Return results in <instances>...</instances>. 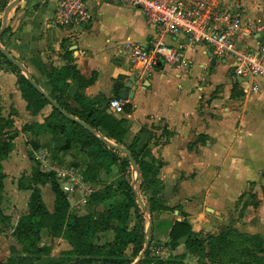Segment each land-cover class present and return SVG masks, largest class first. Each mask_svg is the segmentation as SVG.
<instances>
[{
    "label": "crops",
    "instance_id": "1",
    "mask_svg": "<svg viewBox=\"0 0 264 264\" xmlns=\"http://www.w3.org/2000/svg\"><path fill=\"white\" fill-rule=\"evenodd\" d=\"M238 1L245 21L254 29L264 30V0ZM57 3L21 0L13 8L16 13L8 15L1 37L4 49L28 69L44 91H52L54 85L73 109L78 108L81 97L123 122V147L133 146L141 159L160 165L157 179L161 191L157 199L162 207L157 211L168 223V239L171 227L181 221L202 236L233 230L264 238V78L235 77L228 62L209 46H190L183 35H166L164 41L178 54L177 63L170 65L161 60L150 76L139 79L119 50L126 43L147 45L155 40L154 29L139 9L101 2L93 6L92 22L76 29L54 25ZM262 35L255 30L244 41L256 47ZM182 61L188 62V69ZM16 83L14 73L0 70L1 106L16 110L20 122L16 119L15 129L30 123L43 124L52 112L45 114V106L34 116ZM124 91L128 101L124 113L111 114L110 100L120 98ZM22 128L8 156L20 153L25 165L27 159H32L27 176L37 165L40 171L54 172L62 188L66 184L72 187L75 182L69 176L58 177L60 171L92 187L84 178L88 158L78 146H68L64 151L77 157L75 163L43 169L40 157L29 153L32 146H38L34 152L45 154L44 149H51L63 137L43 134L32 139ZM61 149L58 144L57 151ZM41 190L47 208L54 212L51 186H42ZM19 192L27 198V214L31 192ZM67 195L70 204L73 197ZM255 216L258 221L253 220ZM177 252L183 255L186 248L173 254Z\"/></svg>",
    "mask_w": 264,
    "mask_h": 264
},
{
    "label": "trees",
    "instance_id": "2",
    "mask_svg": "<svg viewBox=\"0 0 264 264\" xmlns=\"http://www.w3.org/2000/svg\"><path fill=\"white\" fill-rule=\"evenodd\" d=\"M2 55V54H1ZM4 56V55H3ZM10 62V61H9ZM11 63V62H10ZM12 64V63H11ZM16 68V67H15ZM19 70L18 68H16ZM57 81L59 77L57 76ZM50 84H53L50 81ZM55 84V82H54ZM19 90L24 99L28 102V110L33 115H38L42 109L50 105L27 80L24 75L18 81ZM47 92L65 111L73 115L80 121L91 126L95 131L106 139L117 145L125 146L123 138L126 129L123 122L101 111L95 105L84 98L78 97V108L73 109L56 92L57 88ZM24 132H29L32 139L43 134H50L53 137L64 138V148L78 146L80 152L85 153L88 163L84 172L87 181H95L102 163L112 166L118 162V151L108 148L100 141L99 136L92 134L79 124L68 120L58 110L53 109L52 114L43 122L30 123L23 128ZM16 135L0 146V225L11 223V217L6 215L2 208L3 189L5 175L2 172V161L14 148ZM14 139V140H13ZM138 141L135 140L134 146ZM136 160L140 172L142 185L152 190V204L156 202L162 207L157 196L161 191V182L157 179L159 166L148 163L143 159H138L135 150L128 148ZM128 162V160H127ZM36 163V161H35ZM23 180L28 181V185H23ZM50 185L55 195L54 212H50L42 197V186ZM128 191L123 193V199L117 201L105 212L89 214L85 217L70 214V204L68 195L61 187L54 172L40 171L35 165L30 176L23 175L17 181V188L23 191H30L31 195L28 202V213L20 217L17 226L13 230V237L22 247V254L25 255L23 261L26 264H131L130 261L119 256L130 245H133L134 255L142 252L146 242L144 229V214L137 202L136 194L129 185ZM117 196L115 192L104 194L96 193L92 199L103 202ZM153 212L152 210L150 211ZM136 221L134 227L130 228L133 217ZM112 230L114 239L111 243L98 245L94 239L100 233ZM58 238L65 236L72 246V250L65 253L66 256L73 258L69 262L61 260L52 261L48 258L51 248L42 244V232ZM169 239L172 244L171 250L176 251L180 241L186 239V253L179 255L182 260L189 259L194 262L202 263L206 258H218L224 256L222 264H264L263 245L259 237L244 236L233 230L226 231L218 236H210L204 239L200 233L194 231L193 227L186 221L176 222L170 229ZM209 247V252H206ZM217 255H216V254ZM147 254V253H146ZM250 257L249 262L243 260ZM247 260V259H246ZM247 262V263H246ZM158 264H173L171 261L160 259ZM182 264V263H180Z\"/></svg>",
    "mask_w": 264,
    "mask_h": 264
},
{
    "label": "rangeland",
    "instance_id": "3",
    "mask_svg": "<svg viewBox=\"0 0 264 264\" xmlns=\"http://www.w3.org/2000/svg\"><path fill=\"white\" fill-rule=\"evenodd\" d=\"M15 1L16 0H0V31L3 25L5 11L7 7ZM14 9H12L9 12V14L10 13L12 15L15 14L16 11ZM7 23H8V18H7ZM1 44L2 47L4 48L3 45L4 43L2 38H1ZM1 54L2 53L0 52V70L14 73V75H16V80H17L16 86L18 88L19 86L18 81L20 80V76L24 75L26 77V75L21 70H17L15 66L11 64L3 56V54L2 55ZM2 104L3 102L0 100V146L4 143H7L11 139V137L15 135L17 137L19 129L22 128L19 125L17 129H15L16 119L18 122H20L18 120L19 117L18 114L16 113V110L13 109L12 107L9 109H5L3 106H1ZM53 109L55 108L52 105H47V112L45 114L51 113ZM98 135L101 136L100 134ZM60 139L61 140H58L56 144L54 143L51 149L50 148H47L46 150L44 149V151L46 152L45 154H41V151L34 152L37 151L38 146L37 145H35L34 147L32 146L33 150H30L29 153L32 154L36 153L37 154L36 157L38 156V159L40 157L39 161H42L43 169H52L54 166L65 167L69 164L76 162L77 157L72 152L71 153L64 152L67 150V148H64L65 141L64 138H60ZM58 144H60L62 147V149L60 150L61 153L57 151ZM135 152L136 154L138 153L137 154L138 159H141V157H139L140 156L139 150L138 151L135 150ZM117 155H118V162L116 164L112 166H107L106 164L102 163L103 167L102 169L99 170L97 179L93 182L90 181L92 185L91 188L88 189L86 187H82V188L78 187L73 189V192L71 193V196L73 198H71L70 209H69L70 214L77 215L79 217H85L88 216L89 214L96 215L97 213H101L103 211L105 212L106 210H109L111 206L114 205L117 201L124 198L123 193L128 191L126 185H129L133 190V192L136 193V195L141 198V200L143 201L146 207L145 209L141 208L144 214V229H145L146 239L148 238L147 229L149 226V222L150 220H152L153 222L152 232L150 236V247L149 250L147 251V254L141 260V262H139V264H158V261L160 259L165 261H171L173 264H180V263L196 264L192 262H187V259L182 260L181 258H178V256L180 255L178 252L177 254L176 253L173 254V252L175 251L171 250L172 244L168 239V223L163 222L164 218L163 219L160 218L162 214H159L158 213L159 211L157 210H159L161 207H159L156 202L152 204V200H153L152 190L142 185L141 173H140V178H138V174L129 163L127 156L122 152H119ZM24 160L25 159H23L21 157V154L19 153L15 157L7 156L2 161V172L5 175L2 208L5 214L11 217V223L9 224L6 222L5 224L0 225V264H26L23 261L25 255L22 254L21 252L22 247L17 244L12 234V231L14 230L15 225L17 224V220L20 219L19 217L22 216L25 213V211H27V202H26L27 198L23 194H21L19 192V189L17 188V181L22 179L23 175H27L28 173L30 174L31 172L30 160L32 159L30 160L27 159L26 165L24 164L25 162ZM79 164H82V161ZM81 169H83L82 165H81ZM23 185L24 186L28 185V181L23 180ZM108 191L115 192L117 196L113 199L106 200L103 202L94 201L92 199V197L96 193L104 194L107 193ZM84 200H86V203H84ZM251 206L253 207L255 206V204H252ZM151 210L153 211L152 213L150 212ZM132 217L133 220L130 223V228L134 227V225L136 224L133 215ZM254 219L257 221L259 220V218L256 216L253 218V220ZM238 221L240 222V220ZM42 236H43L42 244L44 246H48L51 248L50 256L48 258H45V260L48 261V259H50L52 261H57V262L61 260H66L69 262L70 260L73 259L70 256L65 255L67 251L73 249L69 241L66 240L65 236L54 238L48 235L46 232H43ZM210 236H212V234L208 233L202 237L204 239H208V237ZM257 237L261 238L260 242L262 243L263 245L262 247L264 249V238L260 236ZM113 239H114V233L112 230H109L105 233H100L99 235H97L96 238L94 239V243L98 245H105L111 243ZM181 247L185 248V241L179 244L176 251H179ZM206 252L208 253V255L212 256L209 252V247H206ZM140 254H138L137 256L134 255L133 245H130L119 256H121V258L130 261L131 264H135L140 259ZM261 256L264 257V253L261 254ZM244 259L245 261L249 262L248 260H250L251 258L248 256L243 258V260ZM223 260H224V256L218 258L209 257L204 259L202 264H210V263L222 264ZM198 264L201 263L198 262Z\"/></svg>",
    "mask_w": 264,
    "mask_h": 264
},
{
    "label": "built area",
    "instance_id": "4",
    "mask_svg": "<svg viewBox=\"0 0 264 264\" xmlns=\"http://www.w3.org/2000/svg\"><path fill=\"white\" fill-rule=\"evenodd\" d=\"M101 2L139 9L147 25L156 33L155 40L150 44L126 43L119 49L122 58L139 79L150 76L161 60L170 65L177 63L178 54L164 41L166 35H183L190 46H209L216 56L228 62L235 77L264 78V35L256 47L244 41L253 31L264 34V30L254 29L245 21L238 0H58L54 25L77 29L89 24L93 20V6ZM182 65L187 69L189 67L186 61H182ZM127 104L126 99L114 98L109 102V112L123 114ZM57 176L64 179L69 176L75 182L72 187L68 184L63 186L67 193H72L74 187L91 188L66 171H60Z\"/></svg>",
    "mask_w": 264,
    "mask_h": 264
},
{
    "label": "water",
    "instance_id": "5",
    "mask_svg": "<svg viewBox=\"0 0 264 264\" xmlns=\"http://www.w3.org/2000/svg\"><path fill=\"white\" fill-rule=\"evenodd\" d=\"M21 0H16L14 3L10 4L6 11H5V15H4V19H3V25H2V29L0 31V52L4 55V57L10 61L16 68H18L19 70H21L22 72L25 73L27 80L30 82V84L43 96L47 99V101L56 109L58 110L63 116H65L67 119H69L72 122H75L77 124H79L80 126H82L83 128H85L87 131H89L92 134H95L96 131L95 129H93L91 126H89L88 124L80 121L79 119L75 118L73 115L69 114L67 111H65L46 91H44V89L32 78V76L30 75L28 69L20 62L18 61L16 58H14L6 49H4L1 45V37L3 35V33L6 30L7 27V18H8V14L9 12L20 2ZM214 63H216V60H214ZM162 63H160L161 65ZM125 92V91H124ZM120 98L126 99L127 95L126 92L125 93H121L119 95ZM100 141L103 142L108 148L111 149H115L117 151H120L122 153H124L128 160L129 163L131 164V166L133 167V169L137 172L138 174V178H140V168L136 162V160L134 159V157L132 156L131 152L123 146L114 144L110 141H108L105 137L100 136L99 137ZM136 194V193H135ZM137 196V195H136ZM137 201L140 205V208L145 209V205L143 203V201L141 200V198L139 196H137ZM152 226H153V222L152 220H150L149 222V226L147 229V236L148 238L146 239L145 242V246L144 249L142 250L141 254H140V259L135 263V264H139V262H141V260L145 257L147 251L149 250L150 247V236H151V232H152Z\"/></svg>",
    "mask_w": 264,
    "mask_h": 264
}]
</instances>
